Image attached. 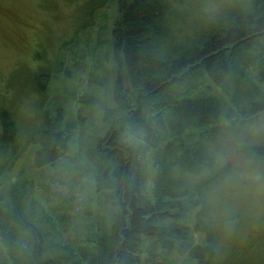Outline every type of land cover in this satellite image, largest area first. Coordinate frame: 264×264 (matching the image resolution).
Segmentation results:
<instances>
[{
  "label": "trees",
  "instance_id": "obj_1",
  "mask_svg": "<svg viewBox=\"0 0 264 264\" xmlns=\"http://www.w3.org/2000/svg\"><path fill=\"white\" fill-rule=\"evenodd\" d=\"M179 2L119 0L114 105L105 93H66L46 113L44 169L67 158L62 177L52 178L73 187L89 174L85 200L94 205L75 221L86 235L63 239L74 193L53 209L36 198L34 179L17 177L0 191V264H230L221 259L218 236L223 221L232 220L214 214L207 193L229 183L236 190L242 169L222 144L229 139L234 146L229 128L264 110V0L202 10L204 20L225 14L199 29L190 22L195 33ZM73 101L89 105V113L76 115ZM98 107L97 124L89 117ZM3 118L21 141L23 129L8 111ZM236 150L249 168L264 166V142L249 148L244 141Z\"/></svg>",
  "mask_w": 264,
  "mask_h": 264
},
{
  "label": "rangeland",
  "instance_id": "obj_2",
  "mask_svg": "<svg viewBox=\"0 0 264 264\" xmlns=\"http://www.w3.org/2000/svg\"><path fill=\"white\" fill-rule=\"evenodd\" d=\"M229 1L182 0L183 4L179 2L177 6L189 18L188 26L195 33L193 24L199 29L225 14L223 10L204 20L202 10L218 11ZM234 2L228 9L232 10ZM118 10L119 0H0V191L7 192L17 177L34 179L36 198L48 200L53 209L74 193L73 215L64 233L65 241L86 235L87 228L84 225L75 228V221L81 223L77 212L94 205L87 206L85 200L88 188L84 183L89 180V174L78 177L74 187L72 180L55 181L52 175L62 177L59 170L67 158L60 159L55 169H44L42 161L49 155L43 151L47 139L41 131L46 113H53L66 93L78 97L86 91L105 93L107 104L114 105L112 29ZM69 105L76 115L77 111L81 115L90 111L86 104L73 101ZM101 110L98 107V113L89 117L90 120L98 124ZM3 111L11 114L18 131L19 127L23 129L21 141L17 131L4 129ZM246 124L237 122L229 128L234 146L229 144V139L222 144L228 151V159L242 169L238 168L236 190H231L229 183L230 186L219 185L207 194L218 208L213 210L214 214L220 211L232 220H224L219 232L221 259L230 264H264V166L249 168L244 154L236 150L244 141L249 148L264 142V110ZM7 143L10 146L4 149ZM151 176L149 160V187ZM90 221L96 220L87 223Z\"/></svg>",
  "mask_w": 264,
  "mask_h": 264
}]
</instances>
